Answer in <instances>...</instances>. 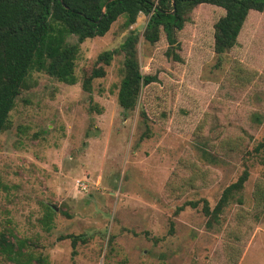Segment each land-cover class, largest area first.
Returning <instances> with one entry per match:
<instances>
[{
	"label": "rangeland",
	"instance_id": "374dc122",
	"mask_svg": "<svg viewBox=\"0 0 264 264\" xmlns=\"http://www.w3.org/2000/svg\"><path fill=\"white\" fill-rule=\"evenodd\" d=\"M224 15L192 10L177 36L181 62L164 35L145 40L142 14L81 45L76 85L32 72L0 135V238L24 243L34 264H264V12H251L218 58ZM132 33L141 72L158 80L127 116L122 53L91 93L82 84ZM143 109L152 136L141 141ZM245 171L239 198L212 220L204 206L214 211ZM81 235L89 241L74 248L70 237ZM0 264L17 262L0 253Z\"/></svg>",
	"mask_w": 264,
	"mask_h": 264
},
{
	"label": "trees",
	"instance_id": "16d2710c",
	"mask_svg": "<svg viewBox=\"0 0 264 264\" xmlns=\"http://www.w3.org/2000/svg\"><path fill=\"white\" fill-rule=\"evenodd\" d=\"M200 5L225 11L214 26V51L218 58L237 46L250 13L264 12V0H0V135L10 129V114L32 72L76 85L75 68L81 45L86 40L104 37L119 18L125 19V27H131L142 14L149 16L145 40L156 44L164 35L169 44L167 56L181 62L177 36L184 29L188 15ZM70 36L77 38L75 44L68 42ZM138 41V36L132 33L119 50L99 55L97 62L103 66L94 68L82 84L84 91L91 93L93 81L105 76L104 66H110L114 56L122 53L124 69L117 99L127 116L136 110L143 89L158 80L141 72ZM140 118V140L150 139V120L144 109ZM248 176L245 171L224 190L214 211L205 205L204 213L217 221L244 189ZM191 205L196 207L195 203ZM53 216L51 208V222ZM70 238L74 248L79 242L89 241L86 235ZM24 247V243L16 244L6 234L1 235V254L17 264H34L32 255L23 251Z\"/></svg>",
	"mask_w": 264,
	"mask_h": 264
}]
</instances>
